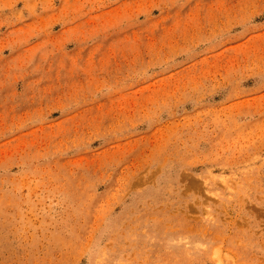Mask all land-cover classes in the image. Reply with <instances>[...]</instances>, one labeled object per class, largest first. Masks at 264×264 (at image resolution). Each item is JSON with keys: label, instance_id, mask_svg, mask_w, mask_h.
<instances>
[{"label": "rangeland", "instance_id": "obj_1", "mask_svg": "<svg viewBox=\"0 0 264 264\" xmlns=\"http://www.w3.org/2000/svg\"><path fill=\"white\" fill-rule=\"evenodd\" d=\"M0 264H264V0H0Z\"/></svg>", "mask_w": 264, "mask_h": 264}, {"label": "bare ground", "instance_id": "obj_2", "mask_svg": "<svg viewBox=\"0 0 264 264\" xmlns=\"http://www.w3.org/2000/svg\"><path fill=\"white\" fill-rule=\"evenodd\" d=\"M207 222V221H206ZM191 229V228H190Z\"/></svg>", "mask_w": 264, "mask_h": 264}]
</instances>
